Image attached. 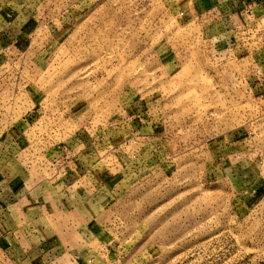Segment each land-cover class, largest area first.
I'll use <instances>...</instances> for the list:
<instances>
[{
    "label": "rangeland",
    "instance_id": "rangeland-1",
    "mask_svg": "<svg viewBox=\"0 0 264 264\" xmlns=\"http://www.w3.org/2000/svg\"><path fill=\"white\" fill-rule=\"evenodd\" d=\"M218 1L0 0V264H264V0Z\"/></svg>",
    "mask_w": 264,
    "mask_h": 264
},
{
    "label": "crops",
    "instance_id": "crops-1",
    "mask_svg": "<svg viewBox=\"0 0 264 264\" xmlns=\"http://www.w3.org/2000/svg\"><path fill=\"white\" fill-rule=\"evenodd\" d=\"M228 1V0H226ZM233 4V10L230 11L229 13L227 14H221V16L219 17H223L224 19H227V18H232L234 16H238L239 14L243 13L242 11H237L239 9V6L238 4H240L242 2V0H230ZM217 2H219L217 0ZM227 4V2H226ZM217 25V24H216ZM29 118V117H28ZM25 119H22L20 121L19 124H17V128H15L14 130H17L18 131V136L16 137V140L18 141V144L20 145V148H23V149H27L29 147V138L26 134L27 130H28V126H27V122L26 121H29L27 118H26V121L24 122ZM16 127V126H15Z\"/></svg>",
    "mask_w": 264,
    "mask_h": 264
},
{
    "label": "built area",
    "instance_id": "built-area-1",
    "mask_svg": "<svg viewBox=\"0 0 264 264\" xmlns=\"http://www.w3.org/2000/svg\"><path fill=\"white\" fill-rule=\"evenodd\" d=\"M263 101H264V86H263Z\"/></svg>",
    "mask_w": 264,
    "mask_h": 264
}]
</instances>
